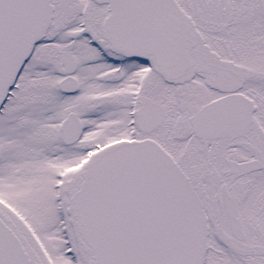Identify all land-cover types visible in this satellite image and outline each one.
Returning <instances> with one entry per match:
<instances>
[{
    "label": "snow or ice",
    "instance_id": "6c2138e0",
    "mask_svg": "<svg viewBox=\"0 0 264 264\" xmlns=\"http://www.w3.org/2000/svg\"><path fill=\"white\" fill-rule=\"evenodd\" d=\"M0 264H264V0H0Z\"/></svg>",
    "mask_w": 264,
    "mask_h": 264
}]
</instances>
